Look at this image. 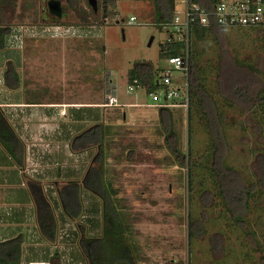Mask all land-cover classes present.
Listing matches in <instances>:
<instances>
[{
  "label": "rangeland",
  "instance_id": "rangeland-1",
  "mask_svg": "<svg viewBox=\"0 0 264 264\" xmlns=\"http://www.w3.org/2000/svg\"><path fill=\"white\" fill-rule=\"evenodd\" d=\"M80 2L89 10L87 0ZM44 5V0H18L12 26L30 28L42 19ZM114 9L117 16L104 21L102 0H98L97 19L89 13V20L82 21L70 13L73 15L67 20L78 25L72 26L73 31L66 36L54 37L37 24L38 32H27L22 48L6 44L2 50L1 68L16 59L22 78L20 91L9 93L6 88L4 94L8 97L1 91L3 99L75 104L34 105L29 107L26 118L16 116L15 126L27 144V172L42 180L57 221L56 241L51 243L40 231L39 202L32 200L23 205L24 217L17 214V224L27 232V241L19 264H30L29 257L48 260L55 251L59 252L58 260L51 264H88L92 254L98 260L91 263H102V257L109 264H125L145 258L150 251L157 258L152 260L162 264H263L264 198L263 203L260 199L251 201L244 216L245 227L233 224L212 177V128L206 123L207 115L202 119L193 102L189 108L163 107L172 113L180 156L185 158L183 164L174 152V139L167 133L161 107L153 105L154 97L144 87L128 91L136 62H150L159 85V73L167 65L169 54L163 53V45L169 33L157 17L155 0H117ZM132 15L136 22H125ZM7 19L9 14L0 10V22ZM194 56L216 102L217 109L211 101L206 102L209 119L229 144L227 149L220 139L219 152L226 155V164L238 170L244 181L254 182L252 172L259 167L254 148L260 151L264 135L249 107L258 92L264 96V29L207 32L195 45ZM222 65L225 70H220ZM177 75L182 77L183 73L179 71ZM111 92L119 106L103 105ZM92 102H101L95 107L97 114L89 106L76 107L77 103ZM261 108L262 113L264 105ZM84 129L95 139L103 136V140L96 139L88 150L72 153L70 139ZM5 134L8 133L0 136ZM93 156L97 167L101 164L104 168L102 180H94L105 189L115 190L112 198L118 213L125 217L124 242L130 240L132 257L125 246L118 247V235L114 243L99 239L103 236V207L101 199L91 191L81 190L82 208L76 218L63 211L52 180L82 179ZM188 160L192 162L190 172ZM5 209L7 214L12 211L10 206L0 205L1 215L7 212ZM195 220L203 225L205 233H193L189 241L188 225ZM9 221L5 218L0 223ZM243 228L251 229L253 237L248 238ZM5 229L7 236L14 231L11 226Z\"/></svg>",
  "mask_w": 264,
  "mask_h": 264
},
{
  "label": "trees",
  "instance_id": "trees-1",
  "mask_svg": "<svg viewBox=\"0 0 264 264\" xmlns=\"http://www.w3.org/2000/svg\"><path fill=\"white\" fill-rule=\"evenodd\" d=\"M18 0H0V10L7 12L10 16V19L6 20L5 22H0V48L3 49L5 45L7 44V36L11 32L13 26L11 24V20L15 18L16 15V3ZM68 3H70L71 7L73 8L75 14L80 20L88 21L89 20V13L90 16L94 19H97L99 17V12L95 11L92 6L89 4L87 0V7L89 10H87L85 7L81 6L80 0H67ZM156 3V13L159 20L162 21V23H167L173 19L174 16V10H175V4L176 0H155ZM117 6V0H102V14L101 18L105 21L108 18H114L117 16V13L115 12L114 7ZM89 11V12H88ZM22 14V12H20ZM40 22V21H39ZM39 22H36L39 24ZM34 25H36L34 23ZM222 29H228L223 28L219 26L216 23L208 24V25H201L199 23L193 24L190 29V42H189V52H190V74H189V94H190V105L193 102L194 107L197 108V110L201 114V118L205 119L206 114V123L210 128L211 134H212V147H211V155L213 157V164H212V177L215 178L216 183L218 184V190L219 194L223 200V203L227 210L229 211L233 224L235 225H241L243 227L246 226L247 221L244 218L246 215L245 213L250 209L251 207V201L254 199H260L263 203L264 198V142H262L259 145V150L257 148H254V152L257 154V164L259 165L258 168L253 174L254 182L247 183L244 181L243 175L236 169L230 168L225 161L226 155L220 154V144L219 140L222 139L225 142V145L227 149L229 148V144L227 139H225V135L220 132V134L215 131L213 128V120L209 119L207 104L206 102L209 100L211 101L215 106V100L213 99V94L211 93L210 89L205 85V83L202 80L201 71L198 67V63L194 56V49L195 45L203 40L205 38V35L207 32H219ZM233 29V28H232ZM239 29V28H238ZM257 28H254L255 30ZM263 29V28H258ZM252 30V29H249ZM185 46V43L183 41H172V42H165L163 45V53L171 55H177L183 51V47ZM225 70L224 66L220 67ZM227 69V68H226ZM231 69H228V71ZM139 78L142 82V86L146 90L147 93H150L152 91L157 90L160 85L157 82V79L154 74L153 66L150 62L144 61V62H136L134 64V67L131 71V78ZM218 77L220 78V74H218ZM20 77L17 69L15 68L13 63L8 64L6 71H5V83L11 87V88H17L19 86ZM236 93L242 94L240 90H236ZM246 94V93H245ZM244 94V95H245ZM243 95V94H242ZM261 105H264V96H261V94L258 92L255 98L253 99V103L249 107V109L256 114L258 118V128L261 129L263 135H264V112L261 113L262 109ZM217 109V107L215 106ZM160 115L162 117V120L165 121V128L167 130V133L169 136H172L174 139V152L179 154L178 160L185 164V158L182 159L180 156V150L178 149V139L176 137V132L174 131V128L172 126V113L170 112V109L161 107L160 109ZM166 110L169 111V113H166ZM190 110V109H189ZM167 114V115H166ZM190 119V118H189ZM220 121L221 118H219ZM192 121V120H191ZM191 123V122H189ZM210 124V125H209ZM99 127V126H97ZM98 129V128H97ZM100 129V128H99ZM99 131V130H98ZM3 133V132H1ZM102 134V132H100ZM91 132L86 130L84 133H81V135H90ZM190 134V130H189ZM92 135V136H91ZM90 135V139L94 142H97L96 139L100 142H102V137L95 139V136L93 134ZM85 136V137H86ZM0 141L4 144L5 147L10 148L11 152H13L14 149H20L23 142L18 138V136L14 133V131L11 130L8 134H5L3 136H0ZM264 141V137H263ZM103 144H101L102 146ZM209 151V152H210ZM209 152L207 154L209 155ZM190 154V153H189ZM207 155V156H208ZM190 159V156L188 157ZM192 162L188 160V169L189 172L191 171ZM103 166L95 170V177L97 179L102 180V173ZM88 184V181H86ZM98 183L100 181H97ZM112 183L110 182V185ZM103 185V184H102ZM190 186V185H189ZM104 189L106 188L105 185L103 186ZM107 192V202L102 203L103 207V236L99 239H102L104 243H109L112 241L113 243L116 242L115 236L118 235V247H124L125 251L129 254V256H133V247L130 243V240L127 238L128 243L125 244L124 238L127 234L126 232V226L123 224V218L118 213L117 208L115 206V203L112 198V192L115 191L113 188L107 187L105 189ZM39 204L37 209V217L38 222L40 226V231L42 234L47 238L50 242L54 243L56 241V228H57V221L55 218L54 210L49 203L47 198L44 197H38ZM68 214L71 218H76L78 216V213H76L75 209L68 208L67 210ZM125 223V222H124ZM199 224L196 228V224ZM231 224V225H233ZM251 229L243 228V232L245 233L248 238L252 236ZM193 233L201 234L205 233V229L203 225L198 221L195 220L191 224L188 225V235H189V241L191 240V235ZM112 237V240H111ZM97 238H94L95 241ZM24 241L23 234H19L18 236L6 239L4 241H0V264H19L21 261V255H22V243ZM110 247V246H109ZM117 247V246H114ZM102 253L105 251L104 249H101ZM92 252V251H91ZM93 253V252H92ZM100 253V254H102ZM59 252L56 251L52 257L51 262H56L58 260ZM97 255H91L88 258V264H109L107 263L102 257V263H96L92 262L91 260L95 259ZM100 259V260H101ZM95 260H98L96 258ZM132 260V259H131ZM129 264L134 263V259L131 262H128ZM125 263V264H128ZM114 264V263H112ZM124 264V263H122ZM264 264V260H263Z\"/></svg>",
  "mask_w": 264,
  "mask_h": 264
},
{
  "label": "built area",
  "instance_id": "built-area-1",
  "mask_svg": "<svg viewBox=\"0 0 264 264\" xmlns=\"http://www.w3.org/2000/svg\"><path fill=\"white\" fill-rule=\"evenodd\" d=\"M127 23H135L134 15L126 19ZM208 25L216 23L223 28L264 29V0H176L173 19L165 25L169 33L167 41H183V51L167 57V65L159 73L161 88L150 92L155 99L153 105L158 107L189 108V74H190V29L193 24ZM72 26L61 24L44 25L54 37H64L72 32ZM33 31V32H32ZM38 32L35 26H13L7 36V44L11 47L22 48L25 34ZM183 73L178 77V72ZM143 88L139 78H133L128 85V91ZM105 106L119 105L114 93L106 95ZM31 264H43L31 262Z\"/></svg>",
  "mask_w": 264,
  "mask_h": 264
},
{
  "label": "crops",
  "instance_id": "crops-1",
  "mask_svg": "<svg viewBox=\"0 0 264 264\" xmlns=\"http://www.w3.org/2000/svg\"><path fill=\"white\" fill-rule=\"evenodd\" d=\"M44 2H46V0H44ZM53 2L55 4H57V6L54 7L55 9L61 8V14L56 16V17H53V16H51V14L49 13L48 10L44 11V9H42L43 10L42 19L40 20L39 25L41 24L44 26V25H49V24H61L63 26H70V25L77 24L74 21H68L67 20V19H70L73 15L70 13L75 14L73 8L71 7L70 3H68L67 0L66 1L54 0ZM43 8H45V5ZM50 8H51L50 11H52L53 7H50ZM55 19H57L58 21H54ZM77 19H78V17H77ZM35 24L37 25L38 23L35 22ZM36 25H35V27H36ZM3 49H6V48L4 47ZM3 49L0 48V61H1V53H2ZM77 55H79V53H77ZM72 57H73V59H75L74 54ZM15 60H10L9 62L13 63L15 68L17 69L18 73H20V71L18 69L19 65L15 62ZM9 62L6 63V66H8ZM6 68L5 69L3 67L1 68V62H0V133L1 132L9 133L10 128H9V125H6V124L10 123V125L12 127L11 130L13 129V131L16 132V135L21 140V142H23V144H22L20 149H14L13 152H11V149L5 147L4 144L0 141V205L10 206V208H12V211L9 214H7L8 211L6 209H5V211H7V212L5 214L2 213L3 215H1V213H0V216H4L5 218L11 219V221H9L8 224H1L0 223V241H4L6 239H11V238L18 236L19 234H23V236H24V241L22 243V252H23V248L26 245V241H27V234H26L27 232L25 230L19 229L21 225H20V223L17 224L19 222L18 215L24 217V215H22L24 212L23 205L29 204V201H32L34 199H33L32 189L30 188V179L32 178V175L27 172V166H26V160H27V156H28L26 139L24 138V136L22 134H20L18 132V130L15 126L16 116L18 114H20L23 118H26L27 114H29V107H32L34 105L56 106V105H64V103H65L66 105L68 104V105L74 106L75 104L67 102V101L56 102V103L52 102V103H45V104H37V103L27 102V101L23 100L22 98L18 99V100L3 99L2 95H6V94H4L6 91V88L9 90V93H14V92L20 91L21 83H22L21 82L22 78H20L19 86L17 88L9 87L5 83ZM19 77H21V74H19ZM1 91H4L3 94ZM77 104H78V106H76V107H79L80 105L81 106H89V107H91L90 109L94 110V112L96 111L95 110L96 106H101V102L77 103ZM131 104H133V103H131ZM135 105H138V104L135 103ZM5 107H7L8 109H6ZM77 109H80V108H77ZM15 110L18 113H16ZM62 113H65V111H63ZM63 115H65V114H63ZM169 184L172 186L171 182H169ZM142 185H144V184H142ZM154 186H156V185L153 184L152 187H154ZM19 204H22V205L20 206ZM5 218L0 219V221H3V219H5ZM7 226L13 227V230H14L9 236L6 235V232L8 230H6L5 228ZM11 230H12V228H11ZM11 230L9 232H11ZM24 250H26V248H24ZM33 250L38 252L37 249H33ZM150 253H152L154 256L151 257ZM21 257H22V255H21ZM25 257H26V255H25ZM142 258L140 257L137 261L134 259L133 264H162V261H160V262L154 261V260H157V258H156L155 252H153V251H150L148 254H146L145 258H143V259ZM146 258L148 260H146ZM28 259H29V262H39V263L46 262L48 264L52 263L51 262V256L49 257L48 260L44 259L42 256L41 257L37 256L36 258L29 257ZM152 259H154V260H152ZM22 264H23V262H22Z\"/></svg>",
  "mask_w": 264,
  "mask_h": 264
},
{
  "label": "flooded vegetation",
  "instance_id": "flooded-vegetation-1",
  "mask_svg": "<svg viewBox=\"0 0 264 264\" xmlns=\"http://www.w3.org/2000/svg\"><path fill=\"white\" fill-rule=\"evenodd\" d=\"M53 1L54 0H46L45 8L43 9L44 11L48 10L51 16L56 17L61 14V8H57V9L53 8V10L50 11L51 10L50 7H52V5H55ZM56 1H59V0H56ZM6 125H9V128H12L10 123ZM85 131L86 130L84 129L82 132L75 133L70 139V143L68 144V147H70V151L72 153L74 152L77 153V152H80L81 150H88L91 146L96 144V142L90 139V135H87V136L81 135V133H84ZM14 133L16 134V132ZM100 167H101V164H100ZM100 167H97L96 165V156H93L92 159L90 160V163L85 169V173L82 179L74 180L70 178V179H62L59 181L58 179L52 180L53 184L56 186L59 199L61 200L63 211L67 214V216L70 217V215L67 213L68 208L73 207L76 213H78V211H81V208H82L81 190L82 189H85L86 191L88 190L91 191V193H93L94 196H98L101 199L102 203L107 202V192L102 186V183L100 182L98 183L94 180V177H95L94 172L96 169ZM86 181H88V184ZM30 188L32 189L33 199L35 203L38 202L37 199L38 197H40L39 196L40 193L38 194L39 190L41 191V194H40L41 197L48 199V195L45 191L46 190L45 186L41 179L32 176V178L30 179Z\"/></svg>",
  "mask_w": 264,
  "mask_h": 264
},
{
  "label": "water",
  "instance_id": "water-1",
  "mask_svg": "<svg viewBox=\"0 0 264 264\" xmlns=\"http://www.w3.org/2000/svg\"><path fill=\"white\" fill-rule=\"evenodd\" d=\"M89 4L92 6V8L95 10V11H98V0H88ZM57 4L55 5H52V7H56ZM54 21H58L57 19H55ZM153 39V38H152Z\"/></svg>",
  "mask_w": 264,
  "mask_h": 264
},
{
  "label": "clouds",
  "instance_id": "clouds-1",
  "mask_svg": "<svg viewBox=\"0 0 264 264\" xmlns=\"http://www.w3.org/2000/svg\"><path fill=\"white\" fill-rule=\"evenodd\" d=\"M77 25V24H76Z\"/></svg>",
  "mask_w": 264,
  "mask_h": 264
}]
</instances>
